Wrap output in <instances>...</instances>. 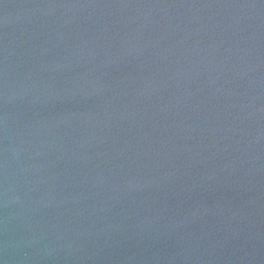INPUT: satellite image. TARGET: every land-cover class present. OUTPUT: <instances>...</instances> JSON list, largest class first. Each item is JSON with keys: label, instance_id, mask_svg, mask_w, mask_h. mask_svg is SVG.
<instances>
[{"label": "water", "instance_id": "1", "mask_svg": "<svg viewBox=\"0 0 264 264\" xmlns=\"http://www.w3.org/2000/svg\"><path fill=\"white\" fill-rule=\"evenodd\" d=\"M0 264H264V0H0Z\"/></svg>", "mask_w": 264, "mask_h": 264}]
</instances>
